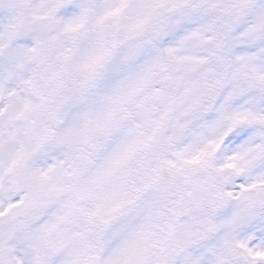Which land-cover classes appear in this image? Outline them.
<instances>
[{
	"label": "rangeland",
	"instance_id": "374dc122",
	"mask_svg": "<svg viewBox=\"0 0 264 264\" xmlns=\"http://www.w3.org/2000/svg\"><path fill=\"white\" fill-rule=\"evenodd\" d=\"M146 1L150 7L153 0ZM218 1L204 0L206 7L195 0L156 32L165 54L183 55L177 49L183 44L186 53L192 51L191 61L178 57L181 67L166 74L169 81L181 70L189 77L187 82L182 77L180 86L174 81L177 92L163 140L168 166L175 170L168 172L185 181L177 206L182 215L174 227L178 264H209V255L219 256V264L228 258L264 264V0ZM140 5L138 0H0V264L48 261L49 251L36 247L48 233L45 226L62 245L77 241L57 264L78 254L100 228L105 250L126 246L131 264L151 259L148 227L133 224L147 208L155 210L149 232L154 235L173 206L162 183L151 182L147 198L135 199L136 186L152 177L153 165L139 151L142 130L153 115L154 124L158 121L166 100L145 93L159 63L148 42L146 49L133 42L139 36L133 31L149 18L135 15ZM122 14L131 18L114 20ZM233 18L221 55L196 64ZM190 71L196 75L188 76ZM145 75L147 90L139 92ZM206 87L212 92L207 115L199 116L201 108L191 107L193 95L200 89L207 94ZM140 95L146 97L134 108L131 102ZM230 120L242 128L211 160L209 177L218 179L212 185L197 160L201 150L215 148L213 135ZM100 168L115 186L111 203L110 197L101 203L104 181L85 180L88 170ZM79 202L87 205L82 216L72 211ZM49 206L57 207L48 220ZM208 206L212 210L204 211ZM128 223H133L130 234L124 233ZM238 223L244 224L238 228ZM235 229L239 233L230 237ZM197 242L199 254L191 247Z\"/></svg>",
	"mask_w": 264,
	"mask_h": 264
},
{
	"label": "bare ground",
	"instance_id": "6f19581e",
	"mask_svg": "<svg viewBox=\"0 0 264 264\" xmlns=\"http://www.w3.org/2000/svg\"><path fill=\"white\" fill-rule=\"evenodd\" d=\"M145 216H147V214L145 215ZM242 224H244V223H242ZM242 224H240V225H242ZM239 225V223L237 224V226Z\"/></svg>",
	"mask_w": 264,
	"mask_h": 264
}]
</instances>
